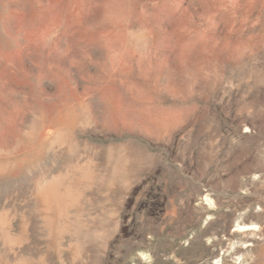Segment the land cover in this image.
Here are the masks:
<instances>
[{
  "label": "rangeland",
  "instance_id": "obj_1",
  "mask_svg": "<svg viewBox=\"0 0 264 264\" xmlns=\"http://www.w3.org/2000/svg\"><path fill=\"white\" fill-rule=\"evenodd\" d=\"M0 264H264V0H0Z\"/></svg>",
  "mask_w": 264,
  "mask_h": 264
}]
</instances>
